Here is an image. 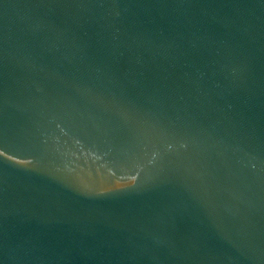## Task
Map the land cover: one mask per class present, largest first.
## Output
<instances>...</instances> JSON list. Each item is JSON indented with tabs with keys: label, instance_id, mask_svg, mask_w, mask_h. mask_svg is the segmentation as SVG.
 Returning a JSON list of instances; mask_svg holds the SVG:
<instances>
[{
	"label": "water",
	"instance_id": "water-1",
	"mask_svg": "<svg viewBox=\"0 0 264 264\" xmlns=\"http://www.w3.org/2000/svg\"><path fill=\"white\" fill-rule=\"evenodd\" d=\"M0 264H264V0H0Z\"/></svg>",
	"mask_w": 264,
	"mask_h": 264
}]
</instances>
